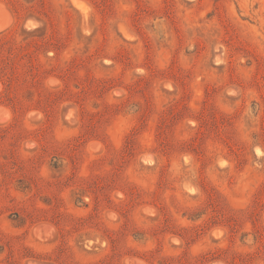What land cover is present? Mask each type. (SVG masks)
Masks as SVG:
<instances>
[{"label": "rangeland", "instance_id": "rangeland-1", "mask_svg": "<svg viewBox=\"0 0 264 264\" xmlns=\"http://www.w3.org/2000/svg\"><path fill=\"white\" fill-rule=\"evenodd\" d=\"M0 264H264V0H0Z\"/></svg>", "mask_w": 264, "mask_h": 264}, {"label": "trees", "instance_id": "trees-1", "mask_svg": "<svg viewBox=\"0 0 264 264\" xmlns=\"http://www.w3.org/2000/svg\"><path fill=\"white\" fill-rule=\"evenodd\" d=\"M1 69V68H0Z\"/></svg>", "mask_w": 264, "mask_h": 264}]
</instances>
